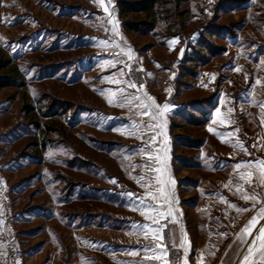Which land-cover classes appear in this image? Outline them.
<instances>
[{"label": "crops", "instance_id": "0c3cea01", "mask_svg": "<svg viewBox=\"0 0 264 264\" xmlns=\"http://www.w3.org/2000/svg\"><path fill=\"white\" fill-rule=\"evenodd\" d=\"M255 1L249 0L242 7L247 8ZM31 2L33 0H0V49H6L15 63L31 69V74L38 78L60 79L69 73L70 81L82 84L91 94V100L100 101L105 112L104 124L107 122L121 130L127 126L133 129V124L151 123V129L133 131H149L154 141L136 142L133 135L135 139L128 144L122 142L126 148H131L129 154H121V142H109L119 147L109 150L111 154L107 157L116 169L101 166L98 174L91 170L86 176L93 181L76 186L67 198L62 196L59 184L44 180L40 184L45 187L55 186L50 189L53 201L46 197L39 204L34 200L41 199L46 192L35 185L39 172L32 177L31 170L42 167L46 172V167L40 166L34 156L14 153L10 146L20 142H0V221H3L0 223V264H163L165 259L173 264L171 249L186 254L187 264H241L259 228L264 226V219L258 217L252 234H244L245 243L241 242L238 234L257 216L259 208L264 207L260 203L264 201V182L260 181L259 169L255 164L251 169L244 164L264 160V139L255 141L254 136L247 141L238 137L237 142H217L214 150H218V156L208 160L201 156L175 157L169 153L168 142H165L166 147L161 146V131H165L167 121L168 126L175 127L174 116L185 101L180 100L183 94L177 99L170 97V85L188 82L185 79L189 76L184 71L188 64L184 63V57L196 45L200 36L198 30L164 43L162 48L168 53L169 63L158 58L148 61L149 51H143L129 34L125 27L127 20L120 16L116 0H104L103 5L99 0H37L36 7ZM104 7L108 8L107 13ZM254 31L259 47L248 48L238 37L227 38V50L217 58L219 60L215 59L219 67L199 68L196 82L192 84L215 95V107L208 114V123L215 129L214 133L219 132L220 139V132L238 134L239 116L254 121L255 111H259L264 136V110L260 107L264 101V27ZM177 37L179 39L175 40ZM129 49L132 60H128ZM113 62L115 67L111 66ZM134 66H139L141 73L137 74ZM60 68L65 72L61 74ZM259 71L263 72L260 80L255 74ZM106 76L126 82L130 79L138 88L129 87L127 83L117 85L104 79ZM219 76L225 78L221 85L217 83ZM257 80L260 83H256ZM120 87L125 89L123 94L118 91ZM145 93L154 97L160 106L156 109L153 105L152 114L157 116L154 121L142 116L134 106L152 103ZM122 95H135L139 100L133 101L131 108L127 104L121 107ZM109 97L113 99L111 104ZM165 103L169 105L167 110L163 108ZM85 107V112L96 115L93 108L97 105ZM8 110H0L1 115ZM95 117L93 121L97 120ZM249 125L247 122L246 128ZM237 143L242 146H234ZM194 161L200 165L197 170L191 169L197 165ZM237 163L242 164L241 169H235ZM145 165H153V169L149 171ZM157 167L166 181L165 191L170 197L174 194L175 199L173 216L160 221L167 224L164 239L160 241L166 246V257L158 246L154 252H145V246H154L155 240L151 234L145 236L143 231L133 227L134 223H151L141 214L142 210L133 208L140 204L137 197L148 190L142 186L145 180L138 183V179L146 177L154 181ZM62 169L60 164L54 166L57 173ZM69 169L71 175L78 174L77 169ZM248 170L252 171L251 182L239 175L244 172L247 177ZM113 178L116 183L112 182ZM170 180H175V184ZM128 192L134 195H126ZM244 194H255V208L252 200L242 198ZM237 208L249 210L237 211ZM173 234L175 241L170 238ZM259 251L257 247L250 257L252 264H264L258 258ZM13 256L16 263L11 261ZM155 256L162 259L157 260Z\"/></svg>", "mask_w": 264, "mask_h": 264}, {"label": "rangeland", "instance_id": "374dc122", "mask_svg": "<svg viewBox=\"0 0 264 264\" xmlns=\"http://www.w3.org/2000/svg\"><path fill=\"white\" fill-rule=\"evenodd\" d=\"M57 1H64L65 0H57ZM200 5L203 8H206L205 13L203 16H194L192 18V23L190 26L186 27V31L182 32V38L186 36V32L190 33L195 29H199L202 25L208 24L209 27L215 26H226L234 25L235 23H242L241 20L245 14L240 15H227L224 14L222 17L213 18L214 9L218 0H200ZM35 7L38 5L37 0H33L31 2ZM185 7L187 5H184ZM183 7V8H185ZM247 14V13H246ZM264 15V13H262ZM197 15V14H195ZM216 15V14H215ZM50 18V16L48 17ZM125 20L131 21V17L124 18ZM63 27L66 25L65 23L61 24ZM238 29H240V25H238ZM255 22L251 23L246 30V35H251V38L255 41L257 40V33L252 30V27H255ZM255 29V28H254ZM129 34L132 36L135 43L138 44L143 51H149L147 54V60L151 61L152 58L163 59L170 62L168 57V53L165 51L164 48L159 43V40L152 36H139L136 34L131 33L128 30ZM191 34V33H190ZM184 35V36H183ZM244 35V34H243ZM245 36V35H244ZM253 41H250V43ZM215 44L222 46L223 43L220 41H215ZM249 44V42H248ZM248 44L247 47H248ZM224 46V45H223ZM153 54V55H152ZM219 60V59H217ZM213 60L211 64H209V68L214 70V68L219 67V61ZM216 64V65H215ZM17 70L22 74V76H26V85L21 89H5L0 92V110L8 108L6 114H2L3 112L0 111V142H20L17 144H13L10 146L11 150L14 151L16 154L20 155H31L33 153L32 149L27 148L29 143L31 142H64L61 151L59 152L58 148H54V144H50L49 149L44 150V154L46 156H54L57 154L64 155L67 158H70L72 155H78L81 158L87 159L89 163L92 164V171L95 173H99L101 171V166L110 167L111 169H116L115 164L111 163L112 161L108 159L109 155L111 154L112 150L119 148L116 144H108L109 142H121V154H129L132 153L131 148H126L122 142L126 141L125 143L128 144V141H132L135 139L136 142H145V140L150 138L149 131H133L130 129V126L126 127V129H121L120 131L115 130L113 127L109 126L108 123L104 124L105 122V112L102 110L100 106V101L95 98L91 100V94L88 93L87 89L82 86L78 81H70V77L68 76L69 73H65V78L60 79H48V78H38L37 76H33L30 71L31 69L25 68L20 64L16 63ZM139 67V66H138ZM171 70L173 67L171 65L168 66ZM135 68V67H134ZM60 73L65 72L64 69L60 68ZM70 72V71H69ZM29 75L27 76V74ZM59 73V74H60ZM137 73V72H136ZM141 73V72H140ZM262 71L255 72L258 75V79L262 76ZM62 74V73H61ZM139 74V73H137ZM140 77V76H138ZM25 78V77H24ZM195 78V77H194ZM192 79L191 77H186V81L188 85H192L196 82V78ZM222 76H219L217 79L218 85H221L225 80ZM145 80V79H144ZM177 84V82H175ZM173 84L170 85V97L177 99L181 94H183L180 100H186L187 98H197L200 96H209V90H203L204 93L196 90H190L185 93L182 84ZM241 84V83H240ZM244 86V85H243ZM242 86V87H243ZM191 88V87H189ZM212 88V87H211ZM214 88V87H213ZM212 88V89H213ZM44 92H43V91ZM199 90V89H198ZM259 93L261 90L258 88ZM262 93V92H261ZM17 95L14 99V95ZM46 96V97H45ZM43 98V101L41 100ZM179 101V100H178ZM9 102L11 103L10 107H8ZM24 102H28L35 108V112L40 114L39 121L42 124V128H37L34 124L31 123L28 117L23 113L22 106ZM57 102L67 103L68 107H74L71 110H68L64 116H54V117H47L43 116L42 111L48 107L49 104H54ZM97 105L96 108V115L91 116L88 112H85V105L89 107ZM4 106V107H3ZM100 108V109H98ZM259 111H255L253 115L254 121L250 118L248 121L246 118L243 119L239 116V128L240 131L238 134L236 132H220L222 136L221 139L217 137L218 133H214L213 131H209L210 127L209 123H201L200 125L195 124H187L184 123L182 120H177L174 118L173 122L175 127L168 126V121L165 126V131H161V146H165V142H168L167 147L169 148V153L172 156H180V157H205L208 160L210 157H217L218 153L214 150V145H218L217 142H237V138L251 141L255 136V141L259 139L261 141L264 139V136L261 131V122L259 117ZM96 116V117H95ZM95 117L96 121H93L92 118ZM259 118V120H258ZM254 122L251 124L252 121ZM95 122V123H94ZM177 122L179 125H177ZM250 123L248 128H246V124ZM97 124L98 126H90L86 128L90 124ZM183 124V125H182ZM101 125H104L105 128H101ZM48 126L56 128L55 130H49ZM76 126V127H72ZM100 126V127H99ZM11 128V129H10ZM98 128V129H97ZM135 132V137L133 135H129L128 133ZM144 137V138H141ZM22 142V143H21ZM97 142V143H94ZM103 142V143H102ZM107 144H104L106 143ZM245 142V141H244ZM29 147H32L30 145ZM216 149H219L216 148ZM111 150V151H109ZM108 157V158H107ZM86 160V161H87ZM196 166H191L192 170H197L198 164L197 161H194ZM201 162V161H200ZM203 163V161H202ZM124 166L123 163H121ZM207 164V163H206ZM67 170V169H62ZM45 171L42 167H36L31 170L33 173L39 172L40 176L39 179L35 183V185L40 186L45 190L46 195H43L41 199H35L34 203L39 204L43 202V198H46L49 201H53L52 199V192L50 189H54L55 186H47L45 187L43 174ZM65 173V172H64ZM36 175V174H35ZM38 175V174H37ZM77 179L82 180L84 182H92L93 180L88 178L84 174H77ZM95 181V180H94ZM98 181V180H97ZM97 183V182H95ZM94 183V184H95ZM37 186V187H38ZM85 186V184H83ZM35 194L38 192V189L34 191ZM37 196V195H35ZM36 226V225H35ZM17 261V259H16Z\"/></svg>", "mask_w": 264, "mask_h": 264}, {"label": "trees", "instance_id": "16d2710c", "mask_svg": "<svg viewBox=\"0 0 264 264\" xmlns=\"http://www.w3.org/2000/svg\"><path fill=\"white\" fill-rule=\"evenodd\" d=\"M249 0H218L215 6L213 18L227 15H244L241 19L240 29L235 23L234 25L209 27L208 24L202 25L198 30L199 39L196 45L193 46L192 52L187 53L184 57V63L188 64L185 68V73L193 79L199 68H206L213 60L217 59L227 50V38L238 37L242 45L248 44V48L258 44L251 38V35H246V30L251 23L255 22V27L252 30H262L264 27V0H256L249 7H242ZM120 16L123 18L131 17V21L125 23V27L133 34L139 36H152L159 40L161 46L166 41L175 36H181L186 27L192 23L194 16H203L204 6L200 5V0H116ZM184 5H187L186 7ZM185 7V8H183ZM263 11V12H262ZM247 13V14H246ZM197 14V15H195ZM216 14V15H215ZM242 32V35H240ZM245 36H244V35ZM223 43L222 46L215 44V41ZM250 41H253L250 43ZM26 85V80L17 70L16 63L6 49H0V92L5 89H21ZM184 92L196 90L193 85L183 83ZM191 87V88H189ZM200 91V90H196ZM204 93L203 91H201ZM17 95H14V99ZM46 97V96H45ZM214 97L200 96L197 98H187L184 101L183 108L178 110L174 116L177 120H182L183 124H195L208 122V114L215 107ZM43 101V98L41 97ZM67 103L57 102L49 104L46 110L42 111L43 116L54 117L64 116L68 110L74 107H68ZM23 113L29 118L32 124L37 128H42L39 121L40 114L36 113L34 106L28 102H24L22 106ZM65 113H64V112ZM182 124V125H183ZM76 127V126H72ZM88 128V126L86 127ZM49 130H56L48 126ZM97 143V142H94ZM50 144H54V148L61 151L64 142H31L27 148L32 149V154L39 162L40 166L46 167V172L42 179L47 183L58 185L62 188V196L67 198L72 189L76 186H83L86 182L77 179V174H70L69 168L77 169L78 174L87 175L91 172L93 162L89 163L78 155H72L70 158L61 155L60 153L54 156H46L45 149H49ZM32 145V147H29ZM62 157L60 160L59 158ZM60 164L63 166L61 173L54 171V166ZM65 172V173H64ZM95 173V172H94ZM96 174V173H95Z\"/></svg>", "mask_w": 264, "mask_h": 264}, {"label": "snow or ice", "instance_id": "6c2138e0", "mask_svg": "<svg viewBox=\"0 0 264 264\" xmlns=\"http://www.w3.org/2000/svg\"><path fill=\"white\" fill-rule=\"evenodd\" d=\"M99 2L101 3V5L104 4V0H99ZM104 11L107 13L108 12V8L104 7ZM113 31H115V29L113 28ZM179 38H175V40H178ZM103 43L108 44V41H104ZM115 47H119V45H114ZM132 55H131V49H129V53H128V60H132ZM112 67H115L116 64L115 62L112 63L111 65ZM125 67L130 69V65H128L127 63H125ZM120 72L123 73V69H120ZM150 75V73H149ZM104 79L106 80H111L112 83H115L117 85H123L125 83L128 84L129 87L132 88H138V86L135 84V82L131 81L130 79L126 82L124 80L121 79H113L112 77H104ZM256 83H260L259 80L256 81ZM118 91L123 94L125 89L123 87H120L118 89ZM146 96H148L147 93H145ZM148 99H150L152 101L151 104H142V103H136L134 106L136 108V111L140 112V114L142 116H148L150 121H154L157 119L156 115L152 114V108L153 105H155L156 109H159L160 106L157 105L155 103V98L148 96ZM139 97L132 95H122L121 96V100L119 102L121 107H124L126 104L130 106L133 105V101H138ZM109 103H113V99L111 97H109ZM260 107L262 108V110H264V101H262L260 103ZM163 108L165 110H167L169 108V105L167 103H165L163 105ZM229 112L232 111V109H228ZM216 114L219 117L220 115V110L217 109L216 110ZM221 123H224L223 120L220 121ZM137 128H143L145 130L147 129H151L152 128V124L151 123H144L142 125H138V124H133V129H137ZM117 131H120V129H115ZM209 131H215V129L210 128ZM129 135H135V132L132 133H128ZM141 138H143L141 136ZM154 141V137H150L149 138V143H152ZM234 146H242V144L237 143ZM144 151H147V149H144ZM244 164H246L248 166V169H251L252 165L255 164L256 168L259 169V173H260V181L264 182V160H256V161H246L244 162ZM146 168L149 169V171H151L153 169V165H145ZM235 169H241L242 164L241 163H237L235 164ZM155 172H156V176H155V180L153 181L150 178H146V177H140L138 179V183L140 180H145V183L142 185L143 187H146L148 190L142 195V196H138L137 199L140 201V204L138 206H135L133 208V210H142L141 214L146 216L148 221H151V223H144V224H138V223H134L133 227L141 230L144 232L145 236H148L149 234H151L155 240V245L154 246H145L144 250L145 252H154L156 249V246L159 247V249L162 251L163 256L166 257L167 256V251H164L165 249V245L160 243V241H162L164 239L163 237V230L164 228L167 227V224H161L160 221L161 220H167L169 217L173 216V208H172V204L175 202L174 199V194L170 197L168 192L165 191L164 185L166 183V181L162 178V170L160 168H155ZM239 175L242 178H246L248 180V182L250 181V178L252 177V171L248 170L247 171V177H245V173L244 172H240ZM113 183H116L117 181L113 178ZM170 183L172 185L175 184V180H170ZM229 183H231V181H229ZM228 185H225V187H227ZM237 188L239 189V185H237ZM126 195L128 196H133L134 194L131 192L126 193ZM149 198V199H146ZM222 199H224L223 197H221ZM243 199L245 200H252L253 204L252 207L255 208L256 207V197L255 194H253L252 196H249L247 194H244ZM227 202V201H225ZM260 203L264 204V201H260ZM233 207H237L235 204L232 205ZM248 208H237V211H248ZM261 218L264 219V207H260L258 210V214L257 216H253L243 227V229L241 230V233L238 234L239 238L241 239L242 243H245L244 241V234L247 235H251L252 234V227L256 224L257 222V218ZM0 223H3V221H0ZM146 230V231H144ZM226 235V234H225ZM173 241H175V235L173 234L170 237ZM78 239H80L78 237ZM175 246V244H174ZM257 247L260 249L259 254H258V258L260 261H264V226L259 228V234L255 237V239L251 242V244L248 247V251L246 254H244L243 256V261L241 262V264H252V261L250 260V257H252L253 253L256 251ZM155 259L157 260H161L162 257L161 256H155ZM163 264H168L167 260H163ZM184 264H187V260L184 261Z\"/></svg>", "mask_w": 264, "mask_h": 264}, {"label": "built area", "instance_id": "2783aa9c", "mask_svg": "<svg viewBox=\"0 0 264 264\" xmlns=\"http://www.w3.org/2000/svg\"><path fill=\"white\" fill-rule=\"evenodd\" d=\"M134 67H135V72H137V73L141 72L140 67H138V66H134ZM170 256H171V261L173 264H184V261L186 260V254H184L180 251L174 250V249L170 250ZM11 261L13 263H16V257L13 256L11 258Z\"/></svg>", "mask_w": 264, "mask_h": 264}]
</instances>
